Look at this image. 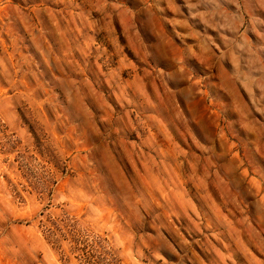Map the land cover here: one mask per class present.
<instances>
[{
	"label": "rangeland",
	"instance_id": "374dc122",
	"mask_svg": "<svg viewBox=\"0 0 264 264\" xmlns=\"http://www.w3.org/2000/svg\"><path fill=\"white\" fill-rule=\"evenodd\" d=\"M0 264H264V0H0Z\"/></svg>",
	"mask_w": 264,
	"mask_h": 264
}]
</instances>
